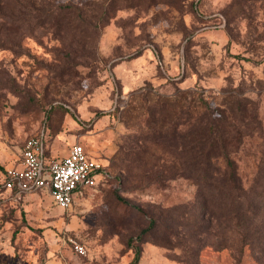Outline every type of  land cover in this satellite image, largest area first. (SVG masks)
<instances>
[{
  "label": "rangeland",
  "instance_id": "1",
  "mask_svg": "<svg viewBox=\"0 0 264 264\" xmlns=\"http://www.w3.org/2000/svg\"><path fill=\"white\" fill-rule=\"evenodd\" d=\"M31 135L70 206L5 189ZM0 264H264V0H0Z\"/></svg>",
  "mask_w": 264,
  "mask_h": 264
},
{
  "label": "built area",
  "instance_id": "2",
  "mask_svg": "<svg viewBox=\"0 0 264 264\" xmlns=\"http://www.w3.org/2000/svg\"><path fill=\"white\" fill-rule=\"evenodd\" d=\"M20 154L18 165L6 170L5 189L18 196L44 189L61 207L70 206L75 192L102 171L79 142L73 143L60 159L50 160L42 136L31 135L24 140Z\"/></svg>",
  "mask_w": 264,
  "mask_h": 264
},
{
  "label": "trees",
  "instance_id": "3",
  "mask_svg": "<svg viewBox=\"0 0 264 264\" xmlns=\"http://www.w3.org/2000/svg\"><path fill=\"white\" fill-rule=\"evenodd\" d=\"M203 139L201 140V143L202 144H204L203 142H204V140H207V137H206V133L205 132H203ZM211 144H213L214 145V143L212 142ZM200 156H201V158H203L204 159V161H205V163H206V165H205V167H211V156H213V157H215V156H217L216 155V153L213 151V152H211V150L209 149V150H206V151H201L200 152ZM223 157L225 158V166H226V172H227V174H228V176L230 177V178H233L234 179V182H235V178H236V173H235V171L233 170V161H232V159L229 157V156H227V155H223ZM209 163V164H208ZM212 163H214V164H216V162H212ZM209 165V166H208ZM239 187V184H237V182H235L234 184H233V186H232V188H238Z\"/></svg>",
  "mask_w": 264,
  "mask_h": 264
}]
</instances>
